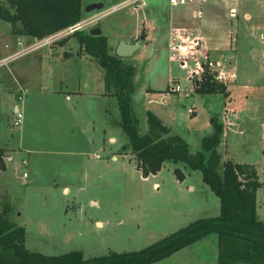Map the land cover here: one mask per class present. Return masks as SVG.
<instances>
[{
  "label": "rangeland",
  "instance_id": "obj_1",
  "mask_svg": "<svg viewBox=\"0 0 264 264\" xmlns=\"http://www.w3.org/2000/svg\"><path fill=\"white\" fill-rule=\"evenodd\" d=\"M123 1L81 0L83 10L92 3H103L100 10L83 11L81 20ZM0 5L9 7L7 0H0ZM8 26L0 19V33ZM95 26L108 35L111 54L122 40L119 37L129 40L131 33L141 36L148 27L156 29L154 40L142 42L132 55L122 58L135 69L130 104L139 133L145 132V115L153 113L171 126V135H180L195 152L200 137L212 132L211 120L216 119L224 129L230 109H234L233 124L224 134L229 158L264 163V0H191L177 6H170L168 0H144L137 10L125 6L79 30L88 32ZM176 30L192 36L199 30L211 46L231 40V49L226 45L225 49L208 50L211 57H228L235 66V81L222 84V93L200 96L194 89L185 98L170 89L172 79L182 91L190 86L185 80L187 69L171 59L168 51V34L172 39L170 33ZM68 35L52 45L73 36ZM90 59L87 63L83 56L80 62L70 59L60 65L66 77L53 85L63 95L29 90L19 100V91L12 89L16 99L2 97L0 143L11 140L15 150L1 173L5 182L4 189L0 188V210L8 211L14 225L25 228V247L46 255L78 250L84 258L129 252L197 219L217 216L219 198L203 182L200 171L165 162L155 174L142 175L120 128L112 95L114 80ZM76 89L83 92L79 97L70 92L72 96L65 98L67 91ZM101 91L107 93L105 97L99 95ZM2 93L7 91L0 90ZM14 104L23 113L19 125L24 129L13 124ZM193 104L196 112L189 114L187 108ZM113 137L115 142L110 141ZM218 152L226 157L224 144ZM176 166L183 171V179L173 173ZM260 192L256 215L264 221ZM192 246L157 264L217 263L215 234Z\"/></svg>",
  "mask_w": 264,
  "mask_h": 264
},
{
  "label": "trees",
  "instance_id": "obj_2",
  "mask_svg": "<svg viewBox=\"0 0 264 264\" xmlns=\"http://www.w3.org/2000/svg\"><path fill=\"white\" fill-rule=\"evenodd\" d=\"M0 5V19L8 22L11 33L41 39L81 21V0H7ZM79 47L95 59L105 75L113 79L120 128L135 155L136 167L145 177L158 172L165 162L181 164L201 172L202 180L219 198V214L197 219L139 250L110 251L106 255L84 258L81 251L46 255L25 247V228L14 225L8 211L0 210V264H155L188 247L209 234L217 237V264H264V222L256 215V191L261 186L253 165L223 160L217 150L223 128L216 119L213 131L200 139L195 152L155 115L147 113V130L137 131L132 114L130 92L134 66L109 52L103 34L91 35L80 30L72 33ZM225 87L203 73L195 85L200 95L222 93ZM122 149H127L123 145ZM5 151L0 148V169H5ZM173 173L183 179V171Z\"/></svg>",
  "mask_w": 264,
  "mask_h": 264
},
{
  "label": "crops",
  "instance_id": "obj_3",
  "mask_svg": "<svg viewBox=\"0 0 264 264\" xmlns=\"http://www.w3.org/2000/svg\"><path fill=\"white\" fill-rule=\"evenodd\" d=\"M82 14H84V12H82ZM245 15L247 18L250 16L248 13H246ZM97 26L99 27V25H97ZM97 26H95V27H97ZM93 28H90L88 30V32ZM99 28H101V27H99ZM155 30L156 29H154V27H151V29H150V27H148L142 31V33H144V38L141 39L140 46H141L142 42L149 43L150 41L154 40L153 35L155 34ZM100 34H103L104 36H106L107 43L109 46L108 35L104 34L102 32V30H101ZM195 34L197 36H193V37H197L201 42V46L198 49L200 53L209 55L208 50L225 49L226 45L228 46L226 48H229V49H231L233 47V46H231V40H230V42H226L228 40H226V41L221 40L220 44L218 43V45H214V43H212L213 46H211V45H209V42L207 41L208 39L206 37H204L202 35V33H200L199 30ZM128 36L129 37H127V38H129V40L124 39L123 37H119V38H121L123 41H125L127 43H133V40L131 41L130 39H136V38L138 39L139 38L138 33L135 35L133 33H131ZM170 36L172 37V39L169 38V34H168V39H167L168 51H170V53H171L170 58L171 59H173V58L177 59L174 51H171V49H170V45H171L172 41L176 40L178 37L183 38L184 36H192V35H191V33H189V35L186 33H183V32L180 33L176 30V31H172L170 33ZM72 39H75L74 42H71ZM37 40H39V39L32 38V37H29L26 35H14L11 33V26H8L6 31H4L3 33H0V52L2 54H9V53L14 52L16 50H20V49H24L26 47H29L31 44H33ZM18 42H20V44H18ZM262 42L264 44V34L262 37ZM51 45L52 44L42 46V47L37 48L35 50L29 51L26 54L18 57L17 59H15L13 61H11L6 67H4L2 69L1 80H0V83H1L0 84V90H6L7 93H5V94L2 93L0 95V110L3 107L2 97L5 96L8 101L11 98H15L12 89H15L16 91H19V89L25 91V93L23 94V97L20 100H23L24 96L26 97V92L29 90H30V92H32L31 90H34V91H37L38 93L39 92L40 93L50 92V93H56L58 96L63 95L61 90L57 86L53 85V83L55 84V83L61 82V80H63L66 77L65 71L63 70V68L60 65L66 63V61H68L70 59H78V62H80V60L83 59V56L86 58L87 63L91 62V59H90L91 56L84 53L82 50L80 51L81 48L79 47V44H78L75 36H72V37H70V38H68V39H66L63 42H60L58 44L52 45L53 48L50 47ZM51 51H53V53ZM262 55H264V49L262 51ZM209 57L213 60H220L224 64L225 68H227V69L230 68L231 70L234 71V69H232L234 65L232 64V62H230L231 61L230 58L223 57V58L219 59L218 57H213V56L211 57L210 55H209ZM231 59L233 60L232 57H231ZM32 74L34 76H32ZM87 76L88 77L90 76L89 70H87ZM88 77H86V78L89 82ZM103 81H105V80H103ZM233 81H235V80H233ZM32 83H36L37 84V85H35L36 87L32 86L31 85ZM70 92H71V94H73V97H79V95H81L83 93L80 89H76V90L69 91V92L67 91L66 94H64L66 99H69L70 96H72L70 94ZM106 94L107 93H105V91L104 92L101 91L99 93L100 96H104V97ZM200 96H204V95H200ZM108 97H110L109 94H108ZM111 97H113V96H111ZM16 105L17 104H14V106L12 108L13 111H14V108ZM190 107H191V105L188 108H190ZM188 108H187V112H188ZM19 109H20V107H19ZM230 111H232V113H231V115L229 114V117H227V122L225 123L226 127L223 129L224 131L222 133L221 142L217 146V150L219 151V146L224 144L225 145V151H226V157L225 158L222 157V159L231 160L235 163L250 164V165H253L255 167L257 174H258V177H259V182L261 183V186L256 191V204H257L256 209H257L258 204H259L257 194L259 191H262V192H260V194H263L262 198H264V163H246V162L235 161V160L229 158L228 149H227V145H226V139L224 137V134H225V130L227 129V127L228 126L230 127V125L233 124L232 120H234V117L236 115L234 109H230ZM195 112L196 111H195V105H194V112L193 113L188 112V113L194 114ZM153 115H155V114H153ZM155 116L164 125L169 127L170 130H172L171 126H169L165 122H163V120L160 117H158L157 115H155ZM145 118H146V115H145ZM22 121H23V119H22ZM145 125H146V128H145V131H146L147 130L146 122H145ZM211 125H212V120H211ZM19 126L20 125H18L17 127H19ZM20 127H23V126H20ZM23 129H24V127H23ZM14 131H16V130H14ZM17 131L21 132V128H18ZM242 131H243V127L239 126V132H242ZM202 137L203 136H201L200 139ZM115 140H116L115 137L110 138V141H112V142H115ZM10 141L7 140L6 141L7 143L6 142L2 143V144L0 143V148H2L5 151L4 156H3L5 164L7 161H9V158L11 157L12 152L15 150L14 147H12L10 145ZM199 142H200V140H199ZM5 168H6V165H5ZM4 170L5 169H3V170L0 169V188H3L2 181L5 182V178L1 174ZM64 190H67V188H64ZM191 247H193V246L190 245L188 247H185V249L183 248V250L186 251L187 249H189ZM175 253H173L171 256L175 255ZM171 256H169V257H171ZM166 259H168V258H166ZM163 260H165V259H163ZM160 262H156L155 264L160 263Z\"/></svg>",
  "mask_w": 264,
  "mask_h": 264
},
{
  "label": "built area",
  "instance_id": "obj_4",
  "mask_svg": "<svg viewBox=\"0 0 264 264\" xmlns=\"http://www.w3.org/2000/svg\"><path fill=\"white\" fill-rule=\"evenodd\" d=\"M191 0H168L170 6H177L183 5L186 2ZM144 5V0H125L122 3L113 5L109 9L102 11L99 15H95L89 17L88 19L81 20L80 22L66 28L60 30L58 32L52 33L46 37H43L29 47L24 49L16 50L9 54H2L0 52V80H1V71L4 67H6L11 61L17 59L18 57L26 54L29 51L35 50L42 46L50 45L54 41L68 35L72 34L74 31L81 29L88 24L97 21L99 18L115 12L125 6L132 7L133 10H137L138 8ZM20 44V42H18ZM201 46V42L197 37L193 36H184L183 38H177L173 40L170 49L174 51L177 60L180 62V66L186 70V77L185 80L189 83V88L185 91H182L179 82L175 79H172L169 83V87L172 91L176 92L178 95H183L185 98L190 97V95L194 92L196 82H198L203 73H206L211 76L212 80L217 83L226 84L234 80V71L230 68H225L224 64L220 60H213L209 57L208 54H203L199 52V47ZM192 62V65L191 63ZM192 66V67H191ZM19 94L17 99H21L23 94L25 93L24 90L19 89ZM189 113L194 112V106L188 108ZM14 119L13 124L18 126L23 119V113L19 109L18 105L14 108ZM23 164H26V160H22ZM23 178L26 177V173H23Z\"/></svg>",
  "mask_w": 264,
  "mask_h": 264
},
{
  "label": "water",
  "instance_id": "obj_5",
  "mask_svg": "<svg viewBox=\"0 0 264 264\" xmlns=\"http://www.w3.org/2000/svg\"><path fill=\"white\" fill-rule=\"evenodd\" d=\"M103 8V3L102 2H96L92 3L84 8V12H89L92 10H100ZM91 35H99L101 33V30L97 27L91 29L89 31ZM144 38V33L139 36V38L134 41L133 43H127L123 40H121L115 50V55L123 58L132 55L140 46V41L141 39ZM197 84V82H196Z\"/></svg>",
  "mask_w": 264,
  "mask_h": 264
}]
</instances>
